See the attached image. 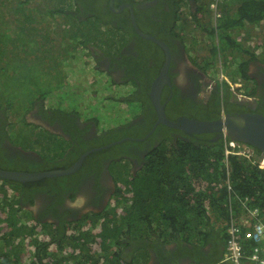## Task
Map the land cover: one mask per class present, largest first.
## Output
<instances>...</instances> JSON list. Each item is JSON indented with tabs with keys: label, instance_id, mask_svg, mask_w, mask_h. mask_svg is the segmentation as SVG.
<instances>
[{
	"label": "flooded vegetation",
	"instance_id": "obj_1",
	"mask_svg": "<svg viewBox=\"0 0 264 264\" xmlns=\"http://www.w3.org/2000/svg\"><path fill=\"white\" fill-rule=\"evenodd\" d=\"M68 1L75 8H69V12L80 21L95 15L101 19L95 22L96 27L102 24L100 28L92 25L83 28L92 31L89 35L92 42L87 47L92 59L89 62L92 65L89 71L94 73L92 77L101 79L102 76L101 84L105 88L120 92L121 98L131 100H119L120 105L126 103L129 106L133 102V107L138 110L141 106V109L129 121L122 119L99 130L96 121L89 116L95 111L91 104L80 108L77 95L74 104H66L50 88H46L43 96L31 106L27 105L30 107L26 112L36 121L18 123V114L9 115V106H0V170L37 173L71 168L81 161L67 174L38 181L0 179V186L4 183L7 196L18 199L16 218L37 224L40 230L46 231L44 240L49 243V251L52 245L58 247L63 241V232L70 234L77 229V232L96 230L100 233L103 231L101 223L113 208L118 214L124 213L121 202L129 204L132 181L144 171L152 152L170 147L177 149L180 141L213 144L229 140L227 136L215 138L216 132L187 134L156 122L157 113L149 91L167 54L157 42L139 32L159 40L168 50V81L159 94V103L168 120L176 121L180 117L217 120L236 113L264 115V57L249 60L244 77L239 69L240 82H235L232 88L226 86L227 77L216 76L206 62L193 57L194 39L189 36L186 41L177 31L179 22L176 18L181 8L175 3L179 0ZM183 1L189 5L192 16L205 10L195 9V0ZM57 2L61 5L62 0ZM77 11L83 16H77ZM97 29L105 32L101 46H98ZM204 37L206 33L199 31L198 39ZM13 51L16 53L15 49ZM53 75L57 77L59 73L53 72ZM47 98L56 100V106L45 105ZM138 99H141L139 103ZM234 143L232 149L241 147L248 154L244 143ZM249 153L256 162H261L260 150L249 148ZM0 214L4 215V212ZM113 223L120 225L121 220H113L111 227ZM69 227L74 229L68 230ZM67 239L77 245V239ZM120 239L124 240L118 247L122 254L130 253L140 243L139 239L131 241L123 236ZM209 247L207 245L205 250ZM174 249L175 245L169 251ZM208 256L213 257L211 250ZM216 264L232 263L219 261Z\"/></svg>",
	"mask_w": 264,
	"mask_h": 264
},
{
	"label": "trees",
	"instance_id": "obj_2",
	"mask_svg": "<svg viewBox=\"0 0 264 264\" xmlns=\"http://www.w3.org/2000/svg\"><path fill=\"white\" fill-rule=\"evenodd\" d=\"M25 1L28 3L31 0ZM36 2L33 1L35 3L33 18H27V23L39 25L42 14L39 20L37 13L43 3ZM175 4L179 8L185 7L183 0ZM206 5L208 6V2ZM219 10L220 17L215 22L209 15L188 20L184 16L191 14L189 8L188 15L180 10L176 18L179 22L177 31L182 33L185 39L198 29L208 32V36L211 37L208 44L210 56L205 57L207 60L204 62L210 67L209 63L215 62L222 55L228 62L226 66L235 65L237 72L240 69L244 77L247 67L246 57L251 59L260 57L264 43L254 49L248 45V37L239 39L237 36L250 26L258 27L264 22V0H222L219 3ZM50 12L52 18L56 17L54 14H64L69 18L59 25L64 26L58 31L64 37L59 45V55L62 59L74 58L73 55L76 56L79 50L82 51L83 56H87L88 44L92 42L89 38L92 31L83 28L95 26V22L101 20L100 17L95 15L92 19L86 18L80 21L78 17L71 15L67 8L57 10L55 7ZM104 21L102 19V22ZM101 25L98 24L97 27L100 28ZM33 28L37 29L36 26ZM79 30L81 35L78 33ZM97 32H99L97 36L100 37L98 46H101L104 43L102 36L105 32L100 29H97ZM27 33H31V28ZM192 38L196 46L198 41L194 36ZM29 42L31 45L39 46L32 35ZM69 42H74L72 47L67 45ZM15 54L21 55L22 58L33 59L34 65L43 60V56L29 54L25 49ZM229 56L231 59L228 58ZM49 57L51 58V55ZM236 57H241L236 59L240 61L235 62L236 60L233 59ZM57 71L58 69L54 72ZM229 78L234 81L232 77ZM57 82L50 87V91L60 88L62 81L57 80ZM224 84L228 86L227 83ZM44 90L37 91L30 101L33 97H42ZM115 94L120 96L118 101L122 100L120 92ZM141 99L143 100L142 96ZM141 99H138L137 103ZM127 100L131 101L129 98L124 99ZM139 109L141 106H138ZM138 110L135 107L126 108L121 113V117L128 120L132 112ZM135 116L136 113L132 117ZM107 127L102 125L98 129ZM227 143L228 140L213 144L180 141L177 149L170 147L163 151L157 149L152 152L144 171L132 181V188L129 189L131 192L129 204L121 202L124 213L118 214L113 208L101 223L103 231L97 234L90 231H78V234L77 229L70 234L63 232L64 239L58 246V252L48 250L49 243L38 238L39 233L35 225L16 218L19 211L18 199L7 196L2 183L0 212H4V215L0 214V264H21L19 252L27 245L34 251L35 261L32 264H120V253L111 249L119 247L124 242L120 239L121 236L131 241L140 240L139 245L132 249L131 255L134 254V257L137 253H143L139 255L143 259L146 258V241H150L159 251L163 249L164 243H174L175 251H180L178 254H183L189 263L216 264L225 249L226 221L229 216H241L245 214L246 208H258L260 212H264V167H259L251 154L246 156L236 153L239 151L238 147L232 149ZM226 150L229 152L226 153ZM7 209L8 212H5ZM117 218L121 220V224L113 223L111 227L113 220ZM220 220L224 224L217 226L216 223ZM45 232V230L40 231L42 234ZM68 237L77 239V245H72ZM96 237L101 238L100 249L103 253L106 252L103 256H95L90 252L89 244L94 242ZM207 245L210 247L206 251ZM64 246H71L78 249V252L72 251L62 256L60 249ZM209 250L213 252L212 258L208 256ZM99 257L103 258L102 263L99 262Z\"/></svg>",
	"mask_w": 264,
	"mask_h": 264
},
{
	"label": "rangeland",
	"instance_id": "obj_3",
	"mask_svg": "<svg viewBox=\"0 0 264 264\" xmlns=\"http://www.w3.org/2000/svg\"><path fill=\"white\" fill-rule=\"evenodd\" d=\"M33 1L43 3L41 10L37 13L39 20V16L42 14L41 24L39 25L27 23V18H33V7L35 6ZM204 1L205 4L209 2V0ZM69 6H71V3L68 0H62L61 5L57 0H31L28 3L25 0H0V106L8 105L11 110L7 112L9 115L18 114L16 117L18 123L20 121H36L33 118L34 116L26 111L33 101H36L39 97H33L31 101L30 99L37 91L50 88L55 83H58L57 80H61L62 84L58 90L52 89L51 92L55 96L58 93L60 99L66 104H74V99L77 95V105L82 109L91 104V108L95 111L90 113L89 116L96 121L97 128H101L102 125L112 126L120 122L121 113L127 108L126 103L122 105L116 103L120 96L101 84L103 78L92 77L94 73L87 70V63L91 60V57L83 56L82 54L78 55L79 52H77L76 56L73 55L74 58L65 60L59 55V45L64 39L62 34L58 33L62 27L59 25L68 21L69 18L64 16V19H62L63 15L60 14H54L56 17L52 18L50 11L54 10L55 7L58 10ZM70 9L75 8L71 6ZM187 12L188 10L186 9L185 13ZM77 16L82 17L83 15L77 11ZM210 16L212 18V14ZM34 26L37 29H34ZM29 28H31L30 34L27 33ZM246 30L237 37L239 39L248 37L247 43L254 49L263 45L264 22L249 32ZM30 35L39 43V46L29 44ZM73 44L74 42H69L67 45L72 47ZM195 47L193 57L200 62L207 60L205 57H208V52L210 51L208 43L197 44ZM189 48H191V45H189ZM13 49L17 53L25 49L29 54H34L37 57L43 56V63L39 61L34 65L33 59L16 55ZM50 55L51 58L49 57ZM259 56L258 58L264 57V50ZM228 58L231 59L230 56ZM239 58L241 59V57H236L233 60L235 61ZM249 60L251 58L246 57L247 65ZM238 61L240 60L235 62ZM227 63L224 56H220L215 62L209 63V68L213 69L216 76L224 75L227 77L228 81H230L229 76H231L234 79V81H230L232 85L235 82L239 83L237 67L235 65L228 67L226 66ZM58 68L59 71L57 73L59 72V75L56 77L53 72ZM124 99L122 98V100ZM44 103L45 105L56 106L57 101L46 100ZM28 104L30 106L27 107ZM83 117L81 114L82 120ZM238 150L236 153L243 154L241 147H238ZM31 253H26L24 249L19 252V254H22L20 258L21 264H27V254Z\"/></svg>",
	"mask_w": 264,
	"mask_h": 264
},
{
	"label": "water",
	"instance_id": "obj_4",
	"mask_svg": "<svg viewBox=\"0 0 264 264\" xmlns=\"http://www.w3.org/2000/svg\"><path fill=\"white\" fill-rule=\"evenodd\" d=\"M132 21L134 23L133 17ZM135 26V24H134ZM140 35L154 40L166 51V58L160 73L152 81L150 85L149 96L151 103L157 113L156 122L163 123L171 128L183 130L187 134H202V133H217L215 138L227 136L229 141L242 142L246 145L245 151L249 152V148H257L262 152L261 161L264 159V115L255 113H236L233 115L226 114L224 118L217 120H192L184 117L178 118L176 121H170L166 118L163 106L159 103V94L164 83L168 81V65L169 54L168 50L163 43L153 38L150 35ZM249 148H248V147ZM80 160L71 168L55 171H45L37 173H24L14 171L0 170V179L16 181V182H33L44 178H50L67 174L72 169L79 166Z\"/></svg>",
	"mask_w": 264,
	"mask_h": 264
},
{
	"label": "built area",
	"instance_id": "obj_5",
	"mask_svg": "<svg viewBox=\"0 0 264 264\" xmlns=\"http://www.w3.org/2000/svg\"><path fill=\"white\" fill-rule=\"evenodd\" d=\"M220 1L212 0L210 7L216 11ZM216 15H220L219 12ZM229 146L233 147L234 142H229ZM220 224L224 223L221 220L216 223L217 226ZM226 234L222 262L264 264V212L258 208H246L241 216L230 215L226 221Z\"/></svg>",
	"mask_w": 264,
	"mask_h": 264
},
{
	"label": "crops",
	"instance_id": "obj_6",
	"mask_svg": "<svg viewBox=\"0 0 264 264\" xmlns=\"http://www.w3.org/2000/svg\"><path fill=\"white\" fill-rule=\"evenodd\" d=\"M250 30H253V27L250 26L246 31L249 32ZM99 242H101V239H95L94 242L89 244L91 248L90 252L93 253L95 256H103L106 253V252L103 253L102 250L98 248ZM146 243H147V246H146L147 256L145 259H143L139 255L143 253H137L134 258L131 255L132 251L130 253H125V254L120 253V257H121L120 264H191L189 263V261L185 259V256L183 254H180V255L178 254L180 253V251L176 250L177 254H176L175 249L173 251H169V250H172L173 246L175 245L174 243H164L163 249L161 251H159L155 246H153L150 241H146ZM150 244L153 247L150 246ZM114 249L115 248L111 250L113 251ZM69 250L77 251V249H74L71 246H69ZM64 253H67V250H65ZM107 257L110 258V256H107ZM162 257H164V259H162ZM99 260H100L99 262L102 263L103 258L99 257ZM243 264H251V263L245 261L243 262Z\"/></svg>",
	"mask_w": 264,
	"mask_h": 264
},
{
	"label": "clouds",
	"instance_id": "obj_7",
	"mask_svg": "<svg viewBox=\"0 0 264 264\" xmlns=\"http://www.w3.org/2000/svg\"><path fill=\"white\" fill-rule=\"evenodd\" d=\"M196 2H195V4H194V8L195 9H199L200 11H202V9H205L206 11H207V13L205 14L204 13V11L205 10H203L199 15H197V14H194V16H192L191 14L189 15V16H184V17H186L188 20H192L194 17H201V16H203V15H211L212 14V18H211V20L213 21V22H215L216 21V19L218 18V17H220V15H216V13L217 12H219V14H220V10H219V3L221 2H219L218 3V5H217V9H216V11L214 10V9H212L211 7H210V3L212 2V0H210L209 2H208V6L205 4V1L204 0H200V1H198V0H195ZM228 1V0H227ZM230 1V0H229ZM234 1V0H233ZM184 2V1H183ZM184 4H185V7H182L181 8V11H183L184 13H185V10L187 9L188 10V8H189V10H190V7H189V5L186 3V2H184ZM201 5H203V7L201 8ZM188 6V7H187ZM71 6H69V7H66L67 9H68V11H69V8H70ZM185 14H187V13H185ZM63 15V14H62ZM188 15V14H187ZM211 17V16H210ZM199 31H201V32H204V33H206V38H204V39H202V40H199L198 39V32ZM193 35H189V36H194V38L198 41V44H203V43H210V39H211V37H209L208 36V32H206V31H202V30H200V29H198V30H195V31H193ZM30 38H31V35H30V37H29V41H30ZM186 40V39H185ZM195 48V47H194ZM79 52V51H78ZM78 55H81L80 53L78 54ZM77 55V56H78ZM88 56V55H87ZM222 56V55H221ZM92 60V59H91ZM89 62L90 61H88V63H87V70H91L92 68H91V66L92 65H90L89 64ZM101 78H103L102 76H101ZM221 78H223L224 79V77L222 76ZM230 81H232L231 79H230ZM230 81H228V79L227 80H225V83H227V85L228 86H230L231 88L232 87H234V85H232L231 83H230ZM132 105V104H131ZM132 107V109L134 108L133 106H127V108L128 109H130ZM136 112H132V114H131V116L129 117V119L127 120V121H129L131 118H132V116H133V114H135ZM123 118H121V120H122ZM120 120V121H121ZM124 120V119H123ZM229 142H233V141H229L228 140V143H227V146H229ZM235 144V143H234ZM230 147V146H229ZM229 151V150H228ZM246 152V151H245ZM248 154H245L244 152H243V154H245L246 156L248 155H250L251 153H249V152H247ZM264 161V159H262V161L259 163L258 161H257V163L259 164V167H261V164H262V162ZM31 225H35V229L37 230V232L39 233L38 234V238L39 239H41V240H43V241H45L44 239L45 238H47L46 236H45V234H42V233H40V229H39V225H37V224H32L31 223ZM74 228H71V227H69V229L68 230H73ZM90 232H92V233H96V230H91ZM26 239V238H25ZM95 239H99L98 237H96ZM49 245V244H48ZM123 247H125V246H123ZM98 248H100V242L98 243ZM25 251H26V253H30V252H32L31 254H27V260H28V262H27V264H32L34 261H35V258L33 257V253H34V251H33V249H32V247H30L29 245H27L26 247H24L23 248ZM65 250H67V253H64L65 252ZM114 250H117L119 253L121 252L120 251V249L117 247V248H115ZM50 251L51 252H58V247L56 246V245H52L51 247H50ZM224 251H225V249H224ZM72 251L71 250H69V246H64V247H62L61 249H60V255H68L69 253H71ZM74 252H78V249H77V251H74ZM224 253V252H223ZM21 256H22V254H20V258H21ZM132 256H133V258H134V254H132ZM222 257H223V254H222ZM222 257H221V260H222ZM220 260V261H221ZM222 262V261H221ZM25 264V263H24Z\"/></svg>",
	"mask_w": 264,
	"mask_h": 264
},
{
	"label": "bare ground",
	"instance_id": "obj_8",
	"mask_svg": "<svg viewBox=\"0 0 264 264\" xmlns=\"http://www.w3.org/2000/svg\"><path fill=\"white\" fill-rule=\"evenodd\" d=\"M261 167H264V161L262 162Z\"/></svg>",
	"mask_w": 264,
	"mask_h": 264
}]
</instances>
